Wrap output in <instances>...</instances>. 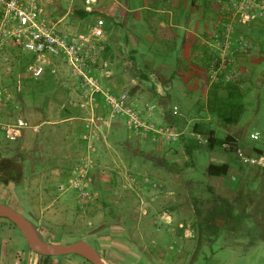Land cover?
<instances>
[{
    "label": "rangeland",
    "instance_id": "1",
    "mask_svg": "<svg viewBox=\"0 0 264 264\" xmlns=\"http://www.w3.org/2000/svg\"><path fill=\"white\" fill-rule=\"evenodd\" d=\"M82 1L49 0L48 7L53 18L75 30L105 17L103 55L112 74L103 87L127 90L143 122L172 127L180 136L164 143L153 130L129 128L123 116L107 118L103 95L91 100L58 59L49 60L40 78H28L8 47L9 60L0 54V162L8 160L21 171L14 181L0 180V203L20 212L40 239L86 240L107 264L105 257L114 264H263L264 172L221 146L209 149L206 141L213 129L219 139L228 134L264 147V19L236 28L252 42L248 51L232 55L240 74L212 79L209 43L223 21L219 4L98 0L95 13L79 18L74 10ZM203 2L207 9L198 26L191 24L198 14L191 25L180 21L182 6L192 12ZM187 27L193 31L188 35L192 74L184 81L177 72L185 66L181 41ZM223 82H239L246 90L244 112L228 126L207 108L209 90ZM18 120L27 124L22 135L6 138L2 126ZM99 123L103 126H94ZM251 132H258V139L250 141ZM210 162H227L228 173L208 176ZM226 208L232 216L223 221ZM12 231L29 249L20 230L12 225ZM209 234L219 235L209 243Z\"/></svg>",
    "mask_w": 264,
    "mask_h": 264
},
{
    "label": "built area",
    "instance_id": "2",
    "mask_svg": "<svg viewBox=\"0 0 264 264\" xmlns=\"http://www.w3.org/2000/svg\"><path fill=\"white\" fill-rule=\"evenodd\" d=\"M212 1L219 4L223 21L211 34L209 75L212 79L223 76L233 80L240 71L233 67L232 55L237 51L246 52L252 47V42L237 34L236 28L264 19V0ZM97 3L98 0H83L79 8L95 11ZM48 4L49 0H0L1 59L9 60L5 54L8 47L16 53L17 58L27 52L30 57L20 68L28 78H40L49 68V60L58 59L67 66L69 77L87 90L91 100H95L97 94L103 95L102 106L109 112L107 118L123 116L128 127L133 130L144 127L157 133L164 143L176 142L180 132L169 126L155 127L154 124L141 120L127 90L116 93L103 87L104 78L112 74L110 62L103 55L107 39L106 18L95 17L87 30H75L63 26L61 19L53 18V11ZM172 113H177V105L172 106ZM152 114V111L147 112L148 116ZM105 121L103 119L101 123ZM101 123L93 125L100 127L103 126ZM26 126L25 121L18 120L17 123L5 124L2 128L6 138L15 140L22 135ZM258 135V132H251L249 140L258 139ZM223 145L231 148L241 163L264 171V147L239 141L226 142Z\"/></svg>",
    "mask_w": 264,
    "mask_h": 264
},
{
    "label": "trees",
    "instance_id": "3",
    "mask_svg": "<svg viewBox=\"0 0 264 264\" xmlns=\"http://www.w3.org/2000/svg\"><path fill=\"white\" fill-rule=\"evenodd\" d=\"M74 13L79 18H86L89 15L95 13V11H86L82 8H78L74 10ZM21 65L27 60L25 59V55L20 56L19 58ZM246 90L242 89L239 82H223V83H215L214 86L209 90L207 96V108L208 111L215 115L220 122V124L228 126L236 123L242 113L244 112V97ZM69 109L63 108V113L68 114ZM195 130H199L197 125H194ZM208 136L206 144L209 149H214L216 146H221L223 150L233 154L231 148H225L224 143L226 142H235L236 139L230 135H225L222 139H219L213 129L208 130ZM259 151H261L259 149ZM235 156V155H234ZM8 160L0 162V180H10L14 181L17 179L19 172L21 171L19 165L9 164ZM229 164L227 162L222 163H213L210 162L207 164L205 168V173L208 176H223L226 175L229 171ZM264 172V171H263ZM7 204V203H5ZM8 205V204H7ZM213 211L218 209L215 206H212ZM216 212V211H214ZM224 213L223 221L228 220L232 215L229 212V209L226 208ZM240 216V214H238ZM0 219L7 220L11 225H14L9 219L0 216ZM15 226V225H14ZM219 234H209V237L206 240L210 243L212 242ZM45 240V239H43ZM262 240H264L262 238ZM86 260V259H85ZM105 260L114 264L109 257H105ZM87 261V260H86Z\"/></svg>",
    "mask_w": 264,
    "mask_h": 264
},
{
    "label": "crops",
    "instance_id": "4",
    "mask_svg": "<svg viewBox=\"0 0 264 264\" xmlns=\"http://www.w3.org/2000/svg\"><path fill=\"white\" fill-rule=\"evenodd\" d=\"M209 2V4L212 5V0H206ZM216 3V2H215ZM210 5V6H211ZM146 7V6H144ZM196 9L192 12H190L189 8L184 5L180 9V21L184 20L186 24L193 25L194 23L196 26H198L199 21L202 22V16L204 12L206 11L207 7L205 6V3L199 4L198 7H195ZM147 11V10H146ZM166 13H168L169 20L171 22L172 18L171 15H173V10L171 8H168L165 10ZM149 13V12H148ZM151 13V12H150ZM145 14V13H144ZM154 14V13H151ZM193 14H198V20H196L193 23L191 20V16ZM183 16V18H181ZM169 22V23H170ZM182 22V21H181ZM194 26V27H196ZM207 26V25H206ZM186 34L183 36L184 38L181 41V54H183L184 62L182 63L184 66V69L178 68V77L182 80H186L189 77H191L192 72L188 70L190 68V58H189V48L192 45V40L188 38L189 33L193 32L192 30L186 28ZM195 34V33H194ZM191 55V54H190ZM187 66V69L185 67ZM168 88V87H165ZM170 88V86H169ZM7 221V220H6ZM62 255V254H59ZM79 255V254H78ZM58 255H48L43 254L38 251L33 250L29 247V249H26L23 245L20 244V241L16 234L12 231V225L9 222H1L0 221V264H90L88 261L84 260L83 256L79 257L76 260L70 261L66 258H56Z\"/></svg>",
    "mask_w": 264,
    "mask_h": 264
},
{
    "label": "water",
    "instance_id": "5",
    "mask_svg": "<svg viewBox=\"0 0 264 264\" xmlns=\"http://www.w3.org/2000/svg\"><path fill=\"white\" fill-rule=\"evenodd\" d=\"M0 216L13 222L22 233L28 246L35 251L48 255L76 253L89 260L92 264H101L103 260L98 251L86 240H77L70 243H56L40 239L34 233L24 216L10 205L0 203Z\"/></svg>",
    "mask_w": 264,
    "mask_h": 264
},
{
    "label": "bare ground",
    "instance_id": "6",
    "mask_svg": "<svg viewBox=\"0 0 264 264\" xmlns=\"http://www.w3.org/2000/svg\"><path fill=\"white\" fill-rule=\"evenodd\" d=\"M101 264H107V263H106L105 261L102 260V261H101Z\"/></svg>",
    "mask_w": 264,
    "mask_h": 264
}]
</instances>
